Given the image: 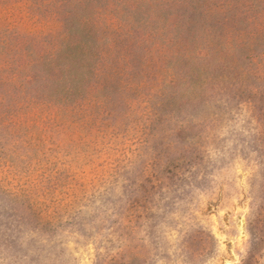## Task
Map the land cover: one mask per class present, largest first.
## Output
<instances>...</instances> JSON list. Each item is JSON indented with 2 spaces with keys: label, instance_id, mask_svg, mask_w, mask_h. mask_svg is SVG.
Here are the masks:
<instances>
[{
  "label": "rangeland",
  "instance_id": "obj_1",
  "mask_svg": "<svg viewBox=\"0 0 264 264\" xmlns=\"http://www.w3.org/2000/svg\"><path fill=\"white\" fill-rule=\"evenodd\" d=\"M92 1L91 102L0 120V264H264V0ZM60 26L0 4V28ZM254 34L247 82L188 96L181 77L219 66L196 52Z\"/></svg>",
  "mask_w": 264,
  "mask_h": 264
},
{
  "label": "trees",
  "instance_id": "obj_2",
  "mask_svg": "<svg viewBox=\"0 0 264 264\" xmlns=\"http://www.w3.org/2000/svg\"><path fill=\"white\" fill-rule=\"evenodd\" d=\"M5 1L10 0H0V4ZM25 1L39 14L59 18L61 26L55 32L0 28V120L9 117L14 124L23 112L30 114L43 108L70 111L85 101L91 102L97 78L108 59V47L105 50L102 45L101 6L93 5L92 0ZM256 36L259 35H252L248 41L238 36L223 53L216 48L196 52L194 60H205L212 54L219 66L216 71L214 61L203 63L200 69L190 71V78L181 77L188 96L206 100L216 89L247 82L249 68L238 58L241 54L255 56L253 47L261 40ZM169 85L179 86L178 78L172 76ZM119 237L125 241L122 235ZM6 258L2 262L12 264Z\"/></svg>",
  "mask_w": 264,
  "mask_h": 264
}]
</instances>
